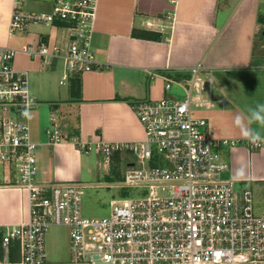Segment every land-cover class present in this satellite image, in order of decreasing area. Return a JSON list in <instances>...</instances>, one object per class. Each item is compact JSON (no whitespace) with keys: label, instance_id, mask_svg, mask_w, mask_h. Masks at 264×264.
<instances>
[{"label":"built area","instance_id":"1","mask_svg":"<svg viewBox=\"0 0 264 264\" xmlns=\"http://www.w3.org/2000/svg\"><path fill=\"white\" fill-rule=\"evenodd\" d=\"M24 0H14L8 35L29 24L63 23L69 30L64 48L40 43L22 53L39 58L42 67L63 63L60 85L73 77L104 68L92 49L94 0H55L49 13H22ZM17 51L0 47V174L6 184L28 195L29 219L0 227V248L18 250L19 260L4 264H264V212L257 214L251 190L223 179L228 164L215 149L243 142L214 139L207 121L191 114L198 106L191 94L198 88L199 67L189 78L165 80L167 91L176 84L183 98L138 100L130 104L143 130L138 143H80L67 140L51 114L47 145L64 140L82 154L94 151L109 163L116 153H128L124 184L137 188V197L113 202L102 218L81 214L79 182H40L36 145L30 139L29 113L36 98L27 71L17 70ZM201 103V101L199 102ZM252 150L264 142L248 141ZM68 230L70 259L49 260L45 233L52 227Z\"/></svg>","mask_w":264,"mask_h":264},{"label":"crops","instance_id":"2","mask_svg":"<svg viewBox=\"0 0 264 264\" xmlns=\"http://www.w3.org/2000/svg\"><path fill=\"white\" fill-rule=\"evenodd\" d=\"M13 2L0 0V47L17 51L14 68L28 74L42 73L60 63L62 72L60 60L42 67L39 58L21 50L24 46L36 48L40 43L64 48L69 43V30L59 22L29 24L9 36ZM30 2L23 1L22 13H49L55 0L34 1V6ZM262 12L264 0H94L92 49L104 68L77 77L75 97L70 93L71 79L67 82V110L73 113V122L62 132L59 125L60 134L67 140L74 135L82 144L141 142L143 130L130 104L175 97L172 87L164 89L165 80L189 78L190 70L199 67L201 83L191 94L194 102L198 98V106L192 107L202 110L197 118L207 121L212 138L243 142L232 148L215 149L219 160L229 166L222 177L232 179L236 187L249 188L255 212L263 213L264 147L249 149V139L240 134L235 124L237 115L246 116L258 105H264V63L256 55L255 46L258 30L263 26ZM43 82L40 80L34 91L37 99L44 98ZM36 103L37 106V100ZM49 110L58 119L57 105ZM250 127L264 142V124L253 121ZM30 139L36 145L38 181L82 179L86 155L73 143L64 140L48 146L37 127L33 134L30 128ZM129 157L128 153H116L113 159L122 163ZM28 211L26 192L0 184V227L27 222ZM18 260L15 247L9 251L0 248V264Z\"/></svg>","mask_w":264,"mask_h":264},{"label":"rangeland","instance_id":"3","mask_svg":"<svg viewBox=\"0 0 264 264\" xmlns=\"http://www.w3.org/2000/svg\"><path fill=\"white\" fill-rule=\"evenodd\" d=\"M34 1L49 2V0ZM34 1L31 0L30 6H34ZM261 16L262 18L260 21L263 26L258 30L255 46L256 55L260 57L264 63V12H262ZM61 74L60 63H57L54 69H48L42 73L29 74V88L32 96L35 95L34 91L39 88L40 80H44L42 83V87L45 91L43 94L44 98H36L38 105L29 113L31 134H33V128L37 127L44 141H47L46 130L51 129L49 109L53 104L57 105V114L59 116L57 120L61 132L63 131V127L67 129L69 128L68 123L70 124L73 122V113L69 114L67 110V100L70 95L69 86L67 82L63 85L59 84ZM171 87L170 91L172 96L178 99L183 97L184 92L179 86L173 84ZM191 114L194 117H200L202 115V110L191 106ZM31 141L33 142V139H31ZM130 156L129 158H125L122 163L112 157L107 164L104 161V157L99 154L96 155L94 151H90L86 154V163L83 165L82 179L79 181L83 191L80 207L81 214L84 218L95 219L105 217L109 214L113 202L137 197V188L124 184L127 162L133 159L132 155ZM2 176L3 175L0 174V184H2ZM237 188H239V186H237ZM45 247L49 260L54 262L69 261L68 230L65 227H50L45 233Z\"/></svg>","mask_w":264,"mask_h":264},{"label":"clouds","instance_id":"4","mask_svg":"<svg viewBox=\"0 0 264 264\" xmlns=\"http://www.w3.org/2000/svg\"><path fill=\"white\" fill-rule=\"evenodd\" d=\"M253 121L264 124V105H258L256 109L249 112L248 115H237L235 117V124L239 127L240 134L255 142L260 139L259 133L250 127Z\"/></svg>","mask_w":264,"mask_h":264},{"label":"trees","instance_id":"5","mask_svg":"<svg viewBox=\"0 0 264 264\" xmlns=\"http://www.w3.org/2000/svg\"><path fill=\"white\" fill-rule=\"evenodd\" d=\"M78 82L79 81H78V78L77 77H73L71 79V84H70L71 91H70V93H71V96L72 97H75V94L77 95V93H78ZM72 136L77 139V137H75L74 135H72Z\"/></svg>","mask_w":264,"mask_h":264}]
</instances>
